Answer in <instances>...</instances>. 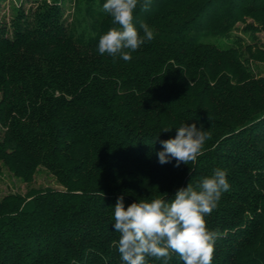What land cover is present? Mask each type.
<instances>
[{
    "label": "trees",
    "instance_id": "16d2710c",
    "mask_svg": "<svg viewBox=\"0 0 264 264\" xmlns=\"http://www.w3.org/2000/svg\"><path fill=\"white\" fill-rule=\"evenodd\" d=\"M105 2L0 0V172L28 182L42 167L60 185L0 197V264H124L118 197L170 201L217 169L230 187L205 216L212 264H264V0H148L133 24L154 38L130 61L98 50L118 27ZM237 24L249 44L205 40ZM185 124L208 132L204 154L161 165Z\"/></svg>",
    "mask_w": 264,
    "mask_h": 264
},
{
    "label": "clouds",
    "instance_id": "9594fccd",
    "mask_svg": "<svg viewBox=\"0 0 264 264\" xmlns=\"http://www.w3.org/2000/svg\"><path fill=\"white\" fill-rule=\"evenodd\" d=\"M138 6L148 8V0H106L103 10L110 14L114 24L99 39L100 54L120 56L125 61L132 59V52L138 50L145 40H152L154 32L142 23V37L134 27V12ZM172 129L165 128L163 132ZM208 132L195 124L176 129L174 138L161 141L163 151L157 153L161 165L176 160L195 162L204 154ZM226 170H215L211 177H205L199 190L189 183L176 191L174 199L156 198L150 202L141 200L125 209L123 196L118 197L114 207V229L120 233L118 252L124 264H146V257L163 259L164 264L172 254H178L183 264H212L215 252L216 232L210 231L205 220L217 207L223 192L229 190ZM102 193V192H101ZM103 194V193H102ZM104 195V194H103Z\"/></svg>",
    "mask_w": 264,
    "mask_h": 264
},
{
    "label": "rangeland",
    "instance_id": "374dc122",
    "mask_svg": "<svg viewBox=\"0 0 264 264\" xmlns=\"http://www.w3.org/2000/svg\"><path fill=\"white\" fill-rule=\"evenodd\" d=\"M242 24H237V28L233 31L229 40L225 39H214L208 37L205 40L211 43L219 44H230L232 40L237 39L242 45L249 44L252 41L251 34L248 32H243L240 28ZM256 38L260 42L264 43V32H257ZM256 66L261 74H264V63H255L252 64ZM3 128L0 127V137L3 133ZM60 188V185L55 181L54 177L47 172L44 168L39 167L34 173L32 179L28 182L23 181L22 179L14 176L6 169H2L0 172V197L9 192L24 193L27 188Z\"/></svg>",
    "mask_w": 264,
    "mask_h": 264
}]
</instances>
